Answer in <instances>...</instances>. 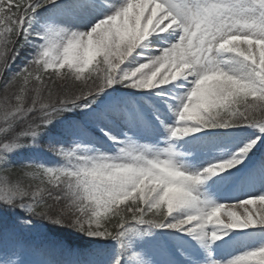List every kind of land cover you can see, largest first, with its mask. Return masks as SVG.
<instances>
[{
  "label": "snow or ice",
  "instance_id": "6c2138e0",
  "mask_svg": "<svg viewBox=\"0 0 264 264\" xmlns=\"http://www.w3.org/2000/svg\"><path fill=\"white\" fill-rule=\"evenodd\" d=\"M26 48L0 264H264V0H0V79Z\"/></svg>",
  "mask_w": 264,
  "mask_h": 264
},
{
  "label": "rangeland",
  "instance_id": "374dc122",
  "mask_svg": "<svg viewBox=\"0 0 264 264\" xmlns=\"http://www.w3.org/2000/svg\"><path fill=\"white\" fill-rule=\"evenodd\" d=\"M14 64H12V67H11V71L10 72H7V76H11L13 73H15L19 68H21L22 66H14ZM4 100V98H3ZM3 102V101H2ZM13 103H15V101H13ZM43 143H46V138H45V141H43ZM65 147H70L71 145L65 143L64 145ZM39 151V155L46 159V160H55L57 162L58 161V158H56L52 153L48 152L46 149L44 148H41ZM26 179H29V178H26ZM29 182H30V179H29ZM224 203V207L221 209V212L218 213L217 215L219 216L220 219L222 220H227V216L225 215L226 212L228 211H236L238 214L242 213L243 212V209H239V208H233L231 207V204L235 203L234 201H223ZM250 208L253 207V206H249ZM42 231H44V228L42 227L41 228ZM22 238L27 240V241H30V242H33V243H36V244H40L42 243V237L40 234L36 233V232H32V233H23L22 234ZM49 239L50 236H49Z\"/></svg>",
  "mask_w": 264,
  "mask_h": 264
},
{
  "label": "trees",
  "instance_id": "16d2710c",
  "mask_svg": "<svg viewBox=\"0 0 264 264\" xmlns=\"http://www.w3.org/2000/svg\"><path fill=\"white\" fill-rule=\"evenodd\" d=\"M61 82V81H60ZM59 83V82H58ZM19 91V90H18ZM3 96H5V92L4 90H2V92L0 93V98H2ZM52 231L56 234V235H59V236H62V235H65V233L63 232H58L57 230L55 229H52Z\"/></svg>",
  "mask_w": 264,
  "mask_h": 264
}]
</instances>
